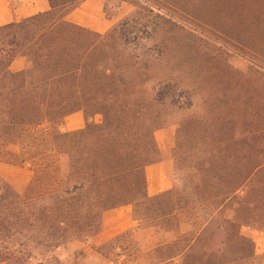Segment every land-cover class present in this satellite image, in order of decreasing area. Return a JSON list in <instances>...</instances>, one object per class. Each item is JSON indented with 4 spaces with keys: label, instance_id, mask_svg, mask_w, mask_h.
Listing matches in <instances>:
<instances>
[{
    "label": "trees",
    "instance_id": "1",
    "mask_svg": "<svg viewBox=\"0 0 264 264\" xmlns=\"http://www.w3.org/2000/svg\"><path fill=\"white\" fill-rule=\"evenodd\" d=\"M82 1L48 0L46 12L0 25V162L32 172L22 193L0 177V263L58 264L60 248L100 231L104 211L130 205L155 240L145 250L135 231L118 234L93 250L110 264H259L240 230L264 233V0L239 1L248 23L246 152L227 159L246 167L206 158L151 197L144 170L158 157L159 107L179 103L180 92L153 83L147 54L124 53L122 38L111 47L69 22ZM18 58L25 66L13 72ZM75 112L102 122L59 130Z\"/></svg>",
    "mask_w": 264,
    "mask_h": 264
},
{
    "label": "rangeland",
    "instance_id": "2",
    "mask_svg": "<svg viewBox=\"0 0 264 264\" xmlns=\"http://www.w3.org/2000/svg\"><path fill=\"white\" fill-rule=\"evenodd\" d=\"M208 1L210 4H205L206 7L204 0H105L104 3L105 16L116 20L103 34L106 42L112 47L116 37L122 38L128 42L122 51L134 50L140 61L147 54L153 83L163 80L170 91L180 92L179 103L172 104L169 99L159 107L164 124L154 132L158 148L156 162L161 159L159 132H173L171 188L180 184L179 178L189 175L192 165H201L200 161L206 158L213 157L216 166L246 167L244 160L227 159L231 154L246 152V3H239L244 0ZM17 69L18 65L12 63L10 70ZM67 122L68 119L59 130H81L86 123L98 125L102 117H85L81 126L74 121L68 126ZM233 136L238 140L235 143L230 140ZM1 164L0 177L17 192H24L32 178L29 167ZM144 176L147 185L145 171ZM145 193L148 195L146 188ZM130 208L129 225L128 222L114 224L122 213L102 214L103 234L110 236L128 225L123 232L135 231L134 238L147 250L155 240L153 229H139ZM240 231L252 241L256 261L264 264V233L246 227ZM96 242L98 239L94 241L92 237L85 242H71L55 253V259L58 264H110L94 254L93 250L104 243ZM126 244L122 241L117 246ZM119 262L134 264L124 257ZM175 264H180V260H175Z\"/></svg>",
    "mask_w": 264,
    "mask_h": 264
},
{
    "label": "crops",
    "instance_id": "3",
    "mask_svg": "<svg viewBox=\"0 0 264 264\" xmlns=\"http://www.w3.org/2000/svg\"><path fill=\"white\" fill-rule=\"evenodd\" d=\"M104 3L105 0H83L78 7L73 9L67 15L66 18L69 22L89 31L98 34H104L109 29H111L116 22L114 18L109 19L105 16ZM47 10H49L48 0H0V25H7L38 13L46 12ZM13 63L18 65V69L16 71L23 69L25 66V60L23 58H18L14 60ZM66 119H68L66 124L68 126L71 125L72 121H74L78 126H81V124L85 122V117L82 112H75L67 116L65 120ZM68 131L74 130L72 129ZM158 136L161 159L158 162L148 165L144 170L147 178L146 190L148 196L150 197L167 191L172 187L174 165L171 160L170 153L173 147V132L171 130H163L159 132ZM1 165L2 164L0 163V167ZM108 212L112 214L122 213L119 215L121 217L118 220H115V225L117 223L123 225L127 222L129 225L131 214L130 205L104 211L102 214L105 215ZM128 225L127 227L111 234L110 236H105L103 234L105 227L102 226L100 231L94 235L92 239L94 241L95 239H98L96 244L101 241L106 242L111 237H115L122 233L126 228L129 227Z\"/></svg>",
    "mask_w": 264,
    "mask_h": 264
}]
</instances>
